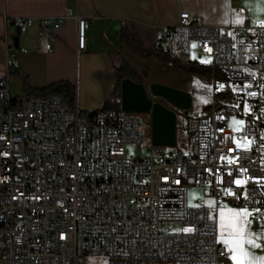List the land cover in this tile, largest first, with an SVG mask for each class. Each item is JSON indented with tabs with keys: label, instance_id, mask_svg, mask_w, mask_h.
Here are the masks:
<instances>
[{
	"label": "built area",
	"instance_id": "built-area-1",
	"mask_svg": "<svg viewBox=\"0 0 264 264\" xmlns=\"http://www.w3.org/2000/svg\"><path fill=\"white\" fill-rule=\"evenodd\" d=\"M69 15L66 7L59 16L3 19L2 264H80L83 256L102 257L104 264H221L219 209L240 204L264 215V25L240 39L241 24H205L181 11L177 23L161 29L153 49L169 61L208 60L200 66L209 70L211 101L176 108L190 134L187 152L151 143L140 156L125 148L142 141L144 119L137 114L84 111L55 94L10 95L8 68L27 50L12 37L35 20V40L50 50L55 28ZM72 15L74 48L81 49L88 20ZM228 105L240 109L243 131L228 130L235 115ZM234 134L247 146H237ZM192 185L201 195L190 205ZM172 223L184 229L171 231Z\"/></svg>",
	"mask_w": 264,
	"mask_h": 264
},
{
	"label": "crops",
	"instance_id": "crops-1",
	"mask_svg": "<svg viewBox=\"0 0 264 264\" xmlns=\"http://www.w3.org/2000/svg\"><path fill=\"white\" fill-rule=\"evenodd\" d=\"M201 0H0V35L3 31V19L11 16H59L68 7L71 15L63 18L55 28L51 49L44 50L43 42L35 40L36 23L17 36V43L27 48L16 56L14 67L23 73L29 86L38 87L56 80H67L74 88V104L84 111L101 106L103 99L117 87L120 78L118 68L125 64L142 77L145 85L151 82L166 83L181 88L178 83L180 70L169 62H162L153 55L144 56L136 52L126 41L121 40L120 31L126 29L135 34L144 48L153 47L161 29L178 22L179 13L186 11L190 15L199 14L205 24L210 23L207 13L197 5ZM226 3L222 24H231L230 20L240 21L245 38L255 34L259 25V4L256 0H223ZM228 4V6H227ZM73 13L88 20L84 29L83 45L75 49V20ZM195 17V16H194ZM257 22V23H256ZM261 24V23H260ZM264 25V24H263ZM12 34L11 27L6 28ZM173 63V62H172ZM155 72L151 76L150 67ZM13 67V66H12ZM9 75L17 83L20 91L21 81L16 73ZM4 72L3 52L0 44V76ZM151 76V77H150ZM149 82V83H148ZM258 211V210H257ZM264 219V215L257 212ZM264 224V221H262ZM247 228L243 235H228L219 243L225 256L221 264H236L232 259L234 251L245 253L243 264H264V234H258ZM254 241L259 247H254ZM239 242V247H237ZM0 264H2L0 260Z\"/></svg>",
	"mask_w": 264,
	"mask_h": 264
},
{
	"label": "rangeland",
	"instance_id": "rangeland-1",
	"mask_svg": "<svg viewBox=\"0 0 264 264\" xmlns=\"http://www.w3.org/2000/svg\"><path fill=\"white\" fill-rule=\"evenodd\" d=\"M256 3L259 4V17L263 19L258 20L257 22L260 24H264V0H256ZM199 8L207 13L210 18L206 19L210 23H219L222 24L221 20L226 15L225 14V7L226 3L223 0H201L197 4ZM228 6V4H227ZM218 12H224V16L218 15ZM196 19L201 22H204L203 19L199 14H194ZM230 23L236 22L235 20H230ZM256 22V23H257ZM231 23V24H232ZM240 39H245L243 30L241 31ZM193 59H195L193 54ZM198 63H192L193 65L200 66V64H207L208 60L205 58L196 59ZM176 64V63H175ZM181 68H177L180 70L178 75V83L182 86L187 88L190 95H191V108L193 109H200L209 104L211 98L209 96L210 93V78L209 76H204L201 74H189L186 70H184L183 66L185 64H178ZM155 68L152 66L150 67L149 73L155 72ZM122 73H124L125 77L132 79L135 82L143 81L142 77L133 72L131 69L123 68ZM153 76V73H151ZM150 76V77H151ZM123 77V78H125ZM144 83V82H142ZM149 83V82H148ZM162 83V82H161ZM166 84V83H163ZM169 85V84H166ZM171 86V85H170ZM174 87V86H172ZM119 90L115 93L112 98L111 102L113 105H118L120 109V83L118 86ZM178 88V87H177ZM181 89V88H179ZM9 93L11 96L21 97L25 95L22 91H20L17 83L13 80L12 75H9ZM119 93V94H118ZM119 101V104L118 102ZM218 102V99H216ZM230 110H232L235 115H231L227 120V128L232 133H237L243 131L244 129V121L243 117L241 116L240 109L234 105L227 106ZM175 109V133H174V143L173 144H164L163 149L165 152L173 151L176 147H181L185 152H187L190 148V134L185 127L184 116L179 112V110ZM131 114H137L144 119V124L142 127L143 136L142 141L138 144H126L125 148L128 154H139L140 156L147 155L146 148L151 144V137H150V114L146 111H128ZM233 142L239 147L247 146V143L242 140H237L234 134ZM201 195V190L199 187L192 185L187 188V203L193 205L196 198ZM248 213L247 217L244 215H240L241 213ZM256 208H249L243 207L240 204H230L228 207L224 209H219L216 214L217 218V226H216V237L218 243L226 238L228 235L234 236H241L244 234L245 230L249 228L253 233L258 234L263 231L264 234V224L262 221L264 219L260 217L257 213ZM184 229V227L172 223L169 226V230L171 231H179ZM220 244V243H219ZM80 264H104V259L99 256H83L81 259Z\"/></svg>",
	"mask_w": 264,
	"mask_h": 264
},
{
	"label": "water",
	"instance_id": "water-1",
	"mask_svg": "<svg viewBox=\"0 0 264 264\" xmlns=\"http://www.w3.org/2000/svg\"><path fill=\"white\" fill-rule=\"evenodd\" d=\"M12 40L16 44L17 36H13ZM151 96H157L160 100L152 102ZM190 106L191 95L186 90L158 82L145 85L128 77L120 80V109L146 111L150 114V137L153 144L174 143L175 110L171 107L187 109Z\"/></svg>",
	"mask_w": 264,
	"mask_h": 264
},
{
	"label": "trees",
	"instance_id": "trees-1",
	"mask_svg": "<svg viewBox=\"0 0 264 264\" xmlns=\"http://www.w3.org/2000/svg\"><path fill=\"white\" fill-rule=\"evenodd\" d=\"M120 38H121V40L126 41L136 52H138L144 56L153 55L154 57H156V59H158L162 62H169L168 59L164 55L156 52L153 49V47L144 48L142 46L140 40L137 39L136 35L135 34H129L126 29H122L120 31ZM169 63L175 65L178 68H181V66L178 64H175L172 62H169ZM123 68L131 69L133 72H135L133 68L126 66L125 64H122L118 68V70L120 72V78H119L117 87H115L113 89V92L109 93V95L103 99L101 106L97 109H94V110L118 109L119 108L118 105H113L114 103L111 102V98L115 93H117V90H119L118 86H119L120 80L123 77H125L124 73H122ZM183 68L189 74H201V75H204L207 77L209 76V70H207L203 66H196V65H193L192 63H188V64H185V66H183ZM10 72L18 74L20 81H21V90L25 95L40 96V95H47V94H55V95L61 96L69 107H71L73 105V103H74V88H73V85L70 82H68L67 80H56V81L44 84L42 86L32 87V86L28 85L25 75L23 73L19 72L16 69V67L13 66L10 69ZM117 102L119 104V101H117ZM94 110H88V111H94Z\"/></svg>",
	"mask_w": 264,
	"mask_h": 264
},
{
	"label": "snow or ice",
	"instance_id": "snow-or-ice-1",
	"mask_svg": "<svg viewBox=\"0 0 264 264\" xmlns=\"http://www.w3.org/2000/svg\"><path fill=\"white\" fill-rule=\"evenodd\" d=\"M240 21H237V23H239ZM237 183H242V181H237ZM240 215H244L245 217H247V215H249L248 213H241ZM186 231H191V229H186ZM250 244H253L254 247H259V245H256L254 243V241H249ZM237 247H239V242H237ZM245 255V253H239L237 254L235 251H234V254H233V257L232 259L236 261V264H243V259H242V256ZM264 259V258H262Z\"/></svg>",
	"mask_w": 264,
	"mask_h": 264
},
{
	"label": "flooded vegetation",
	"instance_id": "flooded-vegetation-1",
	"mask_svg": "<svg viewBox=\"0 0 264 264\" xmlns=\"http://www.w3.org/2000/svg\"><path fill=\"white\" fill-rule=\"evenodd\" d=\"M171 108H173V109H174V107H171Z\"/></svg>",
	"mask_w": 264,
	"mask_h": 264
}]
</instances>
